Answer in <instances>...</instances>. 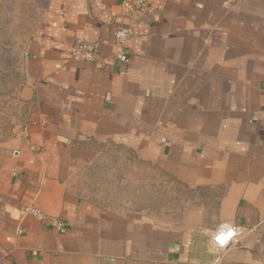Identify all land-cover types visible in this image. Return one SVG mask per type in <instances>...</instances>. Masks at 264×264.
Segmentation results:
<instances>
[{"label":"crops","instance_id":"1","mask_svg":"<svg viewBox=\"0 0 264 264\" xmlns=\"http://www.w3.org/2000/svg\"><path fill=\"white\" fill-rule=\"evenodd\" d=\"M124 12L51 0L28 44L32 107L26 136L5 145L0 264H211L223 223L246 233L221 264H264V0H153L127 64L112 36ZM79 39L100 44L98 64L71 59ZM117 147L190 193L177 225L77 198L73 180Z\"/></svg>","mask_w":264,"mask_h":264},{"label":"rangeland","instance_id":"2","mask_svg":"<svg viewBox=\"0 0 264 264\" xmlns=\"http://www.w3.org/2000/svg\"><path fill=\"white\" fill-rule=\"evenodd\" d=\"M51 0H0V172L7 142L27 124L32 104L25 91L28 44ZM81 201L117 212L144 213L159 224L177 225L190 193L155 164L127 150L100 153L72 182Z\"/></svg>","mask_w":264,"mask_h":264},{"label":"built area","instance_id":"3","mask_svg":"<svg viewBox=\"0 0 264 264\" xmlns=\"http://www.w3.org/2000/svg\"><path fill=\"white\" fill-rule=\"evenodd\" d=\"M153 0H120L127 19L126 25H119L117 20H114L112 36L119 47L117 59L127 64L130 61V53L127 50V42L133 37L138 29L139 24L143 21L145 14L150 9ZM233 0H226V4L232 3ZM100 44L87 39L76 40L71 46V59L82 65L98 64ZM23 136H26V126L21 129ZM29 213L38 219H43L42 214L36 209H30ZM54 225L61 234L66 232L64 224L55 222ZM246 233L244 228L231 223H223L210 231L208 234V243L214 250V258L211 264H221L225 254L235 246L243 235Z\"/></svg>","mask_w":264,"mask_h":264}]
</instances>
